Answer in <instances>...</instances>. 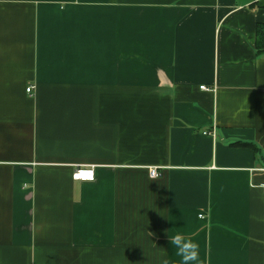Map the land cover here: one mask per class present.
Returning a JSON list of instances; mask_svg holds the SVG:
<instances>
[{"label":"crops","instance_id":"obj_1","mask_svg":"<svg viewBox=\"0 0 264 264\" xmlns=\"http://www.w3.org/2000/svg\"><path fill=\"white\" fill-rule=\"evenodd\" d=\"M263 23L264 0H0V264H180L177 233L264 264Z\"/></svg>","mask_w":264,"mask_h":264},{"label":"clouds","instance_id":"obj_2","mask_svg":"<svg viewBox=\"0 0 264 264\" xmlns=\"http://www.w3.org/2000/svg\"><path fill=\"white\" fill-rule=\"evenodd\" d=\"M148 178L149 180H157L160 178V174L155 168H150ZM169 241L171 245L175 246L176 255L181 258L180 264H203L200 260L199 245L193 240L177 233L169 237ZM164 264H167V261H164Z\"/></svg>","mask_w":264,"mask_h":264},{"label":"built area","instance_id":"obj_3","mask_svg":"<svg viewBox=\"0 0 264 264\" xmlns=\"http://www.w3.org/2000/svg\"><path fill=\"white\" fill-rule=\"evenodd\" d=\"M201 89L207 90L205 86H203ZM27 92L31 93L32 88H29ZM87 173H91V176H88ZM94 178H95L94 168H78L73 174V180L75 181H91L94 180Z\"/></svg>","mask_w":264,"mask_h":264},{"label":"trees","instance_id":"obj_4","mask_svg":"<svg viewBox=\"0 0 264 264\" xmlns=\"http://www.w3.org/2000/svg\"><path fill=\"white\" fill-rule=\"evenodd\" d=\"M256 52L258 56L264 55V23L257 28Z\"/></svg>","mask_w":264,"mask_h":264},{"label":"snow or ice","instance_id":"obj_5","mask_svg":"<svg viewBox=\"0 0 264 264\" xmlns=\"http://www.w3.org/2000/svg\"><path fill=\"white\" fill-rule=\"evenodd\" d=\"M88 176H91V173H87Z\"/></svg>","mask_w":264,"mask_h":264}]
</instances>
